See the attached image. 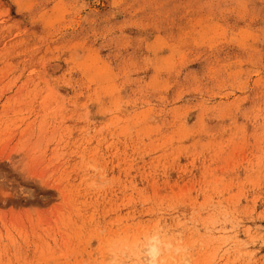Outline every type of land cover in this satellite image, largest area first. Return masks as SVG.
Segmentation results:
<instances>
[{
  "label": "rangeland",
  "instance_id": "1",
  "mask_svg": "<svg viewBox=\"0 0 264 264\" xmlns=\"http://www.w3.org/2000/svg\"><path fill=\"white\" fill-rule=\"evenodd\" d=\"M149 242L264 264V0H0V264Z\"/></svg>",
  "mask_w": 264,
  "mask_h": 264
},
{
  "label": "bare ground",
  "instance_id": "2",
  "mask_svg": "<svg viewBox=\"0 0 264 264\" xmlns=\"http://www.w3.org/2000/svg\"><path fill=\"white\" fill-rule=\"evenodd\" d=\"M143 251L144 262L142 264H158L157 257L159 256L160 252L157 244L149 242ZM181 260L185 263L188 261L185 257H181Z\"/></svg>",
  "mask_w": 264,
  "mask_h": 264
}]
</instances>
